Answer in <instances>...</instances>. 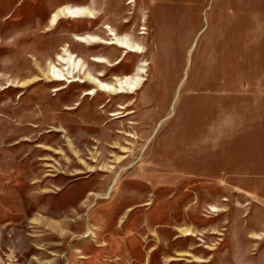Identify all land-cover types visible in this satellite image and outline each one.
<instances>
[{
	"label": "rangeland",
	"instance_id": "rangeland-1",
	"mask_svg": "<svg viewBox=\"0 0 264 264\" xmlns=\"http://www.w3.org/2000/svg\"><path fill=\"white\" fill-rule=\"evenodd\" d=\"M237 1L0 0V264H264Z\"/></svg>",
	"mask_w": 264,
	"mask_h": 264
},
{
	"label": "crops",
	"instance_id": "crops-1",
	"mask_svg": "<svg viewBox=\"0 0 264 264\" xmlns=\"http://www.w3.org/2000/svg\"><path fill=\"white\" fill-rule=\"evenodd\" d=\"M232 6L234 7L233 10H231V15H239L242 17V22L245 21V15L247 13H250V8H255L257 15L262 16V13L264 11V1L263 0H252V1H247V0H241L237 1L236 3H233ZM254 10V11H255ZM231 35H234V30L231 32ZM256 37L262 38L264 37V30L261 29L260 24H258L257 27V32H256ZM259 45H261V41L259 42ZM262 85L261 83L258 82V88L259 86ZM251 84H246L245 88H243V91L246 92L247 94H255L259 93V90L262 92V89H255L256 85H252L253 87L250 88Z\"/></svg>",
	"mask_w": 264,
	"mask_h": 264
}]
</instances>
